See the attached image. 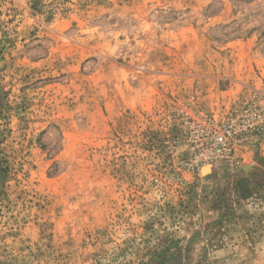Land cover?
I'll return each instance as SVG.
<instances>
[{"label":"rangeland","instance_id":"rangeland-1","mask_svg":"<svg viewBox=\"0 0 264 264\" xmlns=\"http://www.w3.org/2000/svg\"><path fill=\"white\" fill-rule=\"evenodd\" d=\"M0 264H264V0H0Z\"/></svg>","mask_w":264,"mask_h":264},{"label":"built area","instance_id":"built-area-1","mask_svg":"<svg viewBox=\"0 0 264 264\" xmlns=\"http://www.w3.org/2000/svg\"><path fill=\"white\" fill-rule=\"evenodd\" d=\"M239 132L240 131L232 125L225 126L219 131L215 129L208 131L204 130V134H202V143H206L207 146L202 149V154L208 155L209 150H214L219 156L229 158L233 154L234 141Z\"/></svg>","mask_w":264,"mask_h":264},{"label":"trees","instance_id":"trees-1","mask_svg":"<svg viewBox=\"0 0 264 264\" xmlns=\"http://www.w3.org/2000/svg\"><path fill=\"white\" fill-rule=\"evenodd\" d=\"M247 182H248V179L244 178V179L239 180L238 184H239L240 187H244ZM248 195L249 194H244L243 197L247 198V197H249Z\"/></svg>","mask_w":264,"mask_h":264}]
</instances>
